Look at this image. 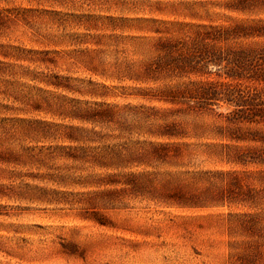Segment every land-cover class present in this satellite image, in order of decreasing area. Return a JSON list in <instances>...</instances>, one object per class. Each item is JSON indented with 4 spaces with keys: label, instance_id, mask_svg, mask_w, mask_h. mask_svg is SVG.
I'll list each match as a JSON object with an SVG mask.
<instances>
[{
    "label": "rangeland",
    "instance_id": "1",
    "mask_svg": "<svg viewBox=\"0 0 264 264\" xmlns=\"http://www.w3.org/2000/svg\"><path fill=\"white\" fill-rule=\"evenodd\" d=\"M0 264H264V0H0Z\"/></svg>",
    "mask_w": 264,
    "mask_h": 264
},
{
    "label": "trees",
    "instance_id": "2",
    "mask_svg": "<svg viewBox=\"0 0 264 264\" xmlns=\"http://www.w3.org/2000/svg\"><path fill=\"white\" fill-rule=\"evenodd\" d=\"M178 148V146H175ZM167 149V146L165 145H151V151H154L156 155L162 156L164 151ZM129 177H133L132 174L129 175Z\"/></svg>",
    "mask_w": 264,
    "mask_h": 264
}]
</instances>
